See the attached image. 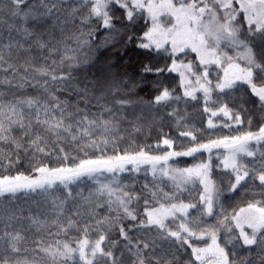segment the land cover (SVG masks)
Here are the masks:
<instances>
[{
	"label": "snow or ice",
	"instance_id": "1",
	"mask_svg": "<svg viewBox=\"0 0 264 264\" xmlns=\"http://www.w3.org/2000/svg\"><path fill=\"white\" fill-rule=\"evenodd\" d=\"M116 8L123 10L126 21L143 19L148 25L139 37L129 35V43L135 39L137 48L164 50L172 58L170 67L158 68L157 73L178 72L181 84L191 86L183 95L193 100L197 91L203 92L204 111L210 113L209 129L217 127L211 117L221 113L237 125L244 123L240 113H233L227 104L218 103L215 110L208 106L214 91L223 93L237 83L248 86L264 112V0H0V25L6 23L5 14L20 21L19 25H7V43H0V167H14L21 152L30 154L29 174L0 175V264H21L13 254L21 253L20 244L28 240L27 233H39L49 225L56 228L54 233L47 232L53 237L51 241H32L34 253L42 256L37 264H124L123 252H116L121 242L130 264H185L178 262L175 253H157L156 241L144 238L151 231L162 240L172 239L178 251L190 249L194 259L186 264H264V199L248 201L228 213L219 204L223 190L211 175L212 155L207 162L190 168L168 165L173 157L226 149L228 154L221 163L234 173L227 191L235 192L249 177L264 189V167L250 171L238 162L241 154L255 157L264 147V125L257 131L209 138L207 142L184 131L180 135L191 137L192 143L179 151L171 150L173 139L163 136L155 147L162 144L169 150L161 155L149 154L144 147L121 148V132L131 139V133L148 127L143 115L128 121L121 114L120 110L134 103L126 95L120 97L123 82L113 79L104 87L99 80L77 81L73 76L74 69L86 70L90 61L88 53L96 32L91 27L93 20L109 33L119 34L112 15ZM13 30L20 39L12 36ZM189 52L196 54L202 71L194 70L191 61L176 59ZM211 65L222 68V79L218 76L216 83L208 79ZM143 71L153 69L146 65ZM27 89L35 94H27ZM65 91L75 93V103L58 94ZM174 98L179 99L173 91L162 88L149 104L164 105ZM90 105L97 111L91 112ZM122 123H128L131 132L122 128ZM65 141L75 145L76 155L65 151ZM6 148L12 149L10 154L5 153ZM259 155L264 164V151ZM42 157L58 163L52 166ZM142 165L150 166L154 178L159 173L173 180L174 190L165 192L154 180L152 188L144 185L147 195L142 199L129 189L119 174L139 172ZM177 176L179 183H175ZM86 180L95 183L94 190L86 195L74 193V186ZM197 184L202 185L197 203H185L176 194L182 187L188 191ZM19 193L43 196L51 205L52 218L41 219L39 214L25 217L24 209L15 206ZM101 207L106 213L99 212ZM189 209H197L198 222L189 218ZM214 215L215 224L203 222V217ZM23 219L29 221V227L17 230L14 225ZM221 231L229 234L225 246L220 242ZM113 234L120 240H110ZM206 237L203 246L193 243ZM233 241H240L248 254L226 250Z\"/></svg>",
	"mask_w": 264,
	"mask_h": 264
},
{
	"label": "trees",
	"instance_id": "2",
	"mask_svg": "<svg viewBox=\"0 0 264 264\" xmlns=\"http://www.w3.org/2000/svg\"><path fill=\"white\" fill-rule=\"evenodd\" d=\"M116 28L119 30L117 33H109L107 29L100 26L98 20H93L91 27L96 29L95 41L91 51L88 53L90 57L89 63L84 69H74L73 76L77 81H83L85 78L88 80H99L102 86L106 87L110 80L116 82H123L121 84L122 92L119 94L120 97L127 96L134 103L130 106H125L121 111V114L127 118L128 121H132L138 115H143L145 122L148 127L137 133H131V139L129 134L121 132L124 139L120 142L121 148H129L134 150L137 147H144L145 151H148L152 155H161L163 151L169 150L166 146L160 145V148H156L155 145L163 137L173 139L174 146L171 150H183L184 147L189 146L192 141L191 137L181 136L180 133L184 131H191L196 135L197 140L200 142H207L209 138H222L224 136L239 135L244 131H257L258 128L264 125V112L260 110L257 103V98L252 95L247 85L237 83L235 87L227 90L218 98L219 104H227L228 108L233 113H240L244 123L235 124L230 121L228 117L219 114L215 117H211L214 124L217 127L209 129L207 126V120L210 118V113L204 111L205 103L198 97L193 100L192 98L184 97L183 87L181 86V80L176 72H160L157 73L155 70L158 68L170 67L172 58L164 53L163 51H150L136 47L137 41L134 39L131 43L128 42V36L133 35L139 37L143 31H145L148 25L145 24L143 19H137L134 23H130L125 20L123 10L116 8L112 13ZM6 23L0 25V31H3V39L0 43H7L8 39V24L16 23L19 25V20H13L8 15H4ZM12 36L15 39H20V36L13 30ZM107 40V43L105 41ZM56 58V57H54ZM195 59V56L188 53L187 55L181 56L184 61H190ZM149 66L153 69L152 72H145L143 69L145 66ZM67 70V69H65ZM162 88H168L173 91L174 97L179 99H172L164 105L152 106L149 104L156 95L160 93ZM27 94H35V90L27 89ZM62 98L68 99L70 102H76V95L71 91H65L58 93ZM99 95V91L96 93ZM112 98L108 97V102L111 105ZM217 103V102H216ZM217 103V104H218ZM83 107V105H81ZM215 108V107H214ZM91 112H96L97 108L90 105ZM215 110V109H213ZM251 120L249 126L248 121ZM225 123L231 124V127H224ZM122 128L128 129L131 132V127L128 123H122ZM134 140V143H131ZM131 144V147H130ZM65 151L76 155L78 149L73 143L65 141L63 143ZM149 146H152L151 148ZM255 150V149H254ZM5 153L10 154L12 149H4ZM264 151V147H260L255 157H248L240 155L238 162L243 165H247L248 169L259 170L264 167L259 152ZM111 154V153H109ZM82 155V153H81ZM89 155H93L92 152ZM209 155H212V178L217 182L219 187L223 190L222 195L219 198V204L223 208L231 213L233 209L238 210L239 207L246 206V203L251 200H262L264 196L261 195L264 189L261 188L258 180H253L251 177L246 178L241 182V185L237 187L235 192H228L229 182H234V173L232 170L225 169L222 165L224 152H204L197 153L195 156L186 157L179 156L173 157L168 161V165L173 169H184L190 168L195 164L207 162ZM30 154L24 152L20 153V161L14 167L5 169L0 167V175H15L17 172H23L26 175L30 173L29 165ZM44 163H49L52 166H56L58 163L54 158L42 157ZM2 163V161H0ZM219 165V167H218ZM130 167V166H129ZM147 169V172H145ZM123 184L128 185L129 189L140 194L142 199L147 193L144 192V185L147 184L150 188L153 187L154 180L163 188L165 192H172L175 184L169 177H161L157 173V177H153L149 166H141V171H126L119 174ZM103 179V177L101 178ZM162 181V182H161ZM178 180L176 179L175 183ZM95 183L91 180L82 181L78 186H74V193L76 191H82L85 195L90 191L94 190ZM188 191L183 190V187L176 194L185 203H197L200 195L201 185H196L193 189L189 186ZM58 195H61L58 193ZM18 199L15 200V206L24 209V216L37 215L44 219L45 216L50 220L52 218L51 205L45 200L43 196H37L36 194L24 195L23 193L17 194ZM164 202V201H162ZM70 206V205H69ZM142 206V204H141ZM198 208L202 205L198 204ZM99 212L106 213V208L101 207ZM199 213L197 209H189V218L193 220V223L198 222L197 218ZM205 224H215L216 216L203 217ZM2 227V226H0ZM17 230L29 227V221L23 219L20 223L14 225ZM174 227V226H173ZM56 232L54 226L49 225L48 229H41L39 233L35 231L28 232V240L20 244L21 253L16 256L13 254L14 259H18L21 264H37V261L42 259V256H37L33 249V240L44 239L45 242H49L53 237L48 236L47 232ZM75 236V232L71 234ZM136 235H142L137 233ZM227 233L221 231L219 233L220 242L222 246H225V242L228 239ZM61 239L65 237L61 236ZM145 239H154L156 241V251L160 253L162 250L166 254L175 253L178 262H186L193 260L191 257V250L185 247L184 250L178 251V246L173 242L172 239L162 240L159 238L155 231L148 232L144 235ZM110 240H120L118 234H113L109 237ZM205 240L193 241V243L203 246ZM210 242V241H208ZM107 243V242H106ZM240 241H233V244H227L226 250H235L238 255L244 256L248 254L246 247L240 246ZM235 245V248H234ZM3 246L0 244V252H2ZM116 252H123L121 257L124 264H130V257L128 253L123 249V243L117 247ZM252 255L255 256L256 252L253 251ZM198 264V262H197Z\"/></svg>",
	"mask_w": 264,
	"mask_h": 264
},
{
	"label": "rangeland",
	"instance_id": "3",
	"mask_svg": "<svg viewBox=\"0 0 264 264\" xmlns=\"http://www.w3.org/2000/svg\"><path fill=\"white\" fill-rule=\"evenodd\" d=\"M161 51H163L164 53H166L164 50H161ZM189 53H190V52H189ZM166 54H168V53H166ZM190 54H192V55L195 56V59H192V58L190 59V61L193 62V64H194V70H200V71H202L203 66H199V64H198V59H197V57H196V54H195V53H190ZM229 54H231V55H235L234 51H232V50H229ZM183 55H185V54H181V56H183ZM181 56H180V57H177L176 59L179 61V60L181 59ZM183 61H184V59H183ZM190 61H184V63H188V62H190ZM208 70H209V76H208V79L212 80L213 83H216V82H217V77H218V76L222 79L223 72H222V68H221V67H218L217 65H211V66H209ZM176 73L179 75L178 72H176ZM179 77H180V75H179ZM189 78L191 79V77H189ZM180 80H181V77H180ZM181 86L183 87V90H184V91H185V88H186V87H187L189 90L191 89V86H189V85H182V84H181ZM227 90H229V89H226L224 92H226ZM224 92H223V93H224ZM223 93L219 92L218 90H217V91H214V92L212 93V100H210V101L208 102V106H210V107H212L213 109H215V108H216V105H217V103H218V98H219V96L222 95ZM195 95L197 96V98L200 97V98L203 100V102H204L203 92H202V91H197V92L195 93ZM184 97H186V98H191V97H187V96H184ZM216 102H217V103H216ZM204 103H205V102H204ZM214 107H215V108H214ZM221 115H222V113H221ZM223 116H224V115H223ZM221 151L224 152V157L228 154L226 149H213V150H212V152H216V153L221 152ZM241 155H242V154H241ZM224 157H223V158H224ZM143 166H146V165H143ZM147 166H148V165H147ZM149 167H150V166H149ZM176 179L178 180L177 182L180 181V177H179V176H177ZM201 188H202V185H201Z\"/></svg>",
	"mask_w": 264,
	"mask_h": 264
}]
</instances>
